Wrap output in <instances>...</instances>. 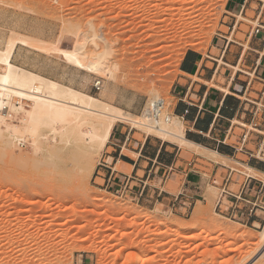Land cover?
I'll return each mask as SVG.
<instances>
[{
  "label": "rangeland",
  "instance_id": "obj_1",
  "mask_svg": "<svg viewBox=\"0 0 264 264\" xmlns=\"http://www.w3.org/2000/svg\"><path fill=\"white\" fill-rule=\"evenodd\" d=\"M228 9L227 0H0V49L15 40L14 64L148 124L151 101L164 98L172 118L163 119L160 127L171 129L179 123L171 94L182 56L195 49L208 59L214 40L228 31ZM254 16L248 14L244 22ZM53 47H79L100 56L114 79L55 55ZM227 62H216L213 83L241 68ZM117 128L134 142L149 136L181 145L183 158L197 159L195 168L208 175L215 162L233 164L215 152L121 120L105 145L90 155L81 143L66 144L39 126L33 128V139L40 151L27 138L0 131V264H227L241 262L253 249L245 264H264V247L255 249L264 219L253 225L220 215L218 189L208 182L205 199H192L191 206L151 203L150 195L157 194L152 191L138 199L101 187V162L132 171L120 161ZM182 183L183 176H170L163 184L169 194L161 197L178 193ZM241 232L248 237H240Z\"/></svg>",
  "mask_w": 264,
  "mask_h": 264
},
{
  "label": "crops",
  "instance_id": "obj_2",
  "mask_svg": "<svg viewBox=\"0 0 264 264\" xmlns=\"http://www.w3.org/2000/svg\"><path fill=\"white\" fill-rule=\"evenodd\" d=\"M227 7L232 14L226 16L229 21L224 26L228 31L220 33L214 40L208 59L195 49L187 50L182 56L180 75L171 95L175 98L173 114L179 118L183 128L182 134L172 137L179 138L184 143H194L223 157L238 159L249 166L254 177L264 181L260 177L264 176V9L259 16L262 7L259 0H227ZM237 13L244 15L245 20L250 13L255 16L244 22L238 21ZM258 24L263 25V30L255 35L252 32ZM232 48H236L235 54L232 53ZM214 50L219 53L213 54ZM220 60H224L226 64L229 61L234 67L241 65L240 69L251 76L239 72L229 73L223 77V82L213 83L218 74L215 65ZM250 79L251 83H247ZM254 103L260 105L255 118ZM186 109H189L187 113ZM233 121L238 125H232ZM243 123L247 127L241 126ZM114 136L119 141L116 146L120 150V161L132 167L131 173L140 178H148L152 186L159 188L165 183L162 178L170 168H174L175 171L170 176H183L180 187L182 191L197 199L205 197V177L201 179L198 174L203 172L195 170L197 159L187 161L183 158L181 145L161 139L156 141L149 136L134 142L133 137L130 139V135L121 134L118 128ZM131 153L136 154L137 158L132 157ZM104 180L105 184L108 182L115 190L116 181L112 182L107 178ZM170 194L164 197L151 195L149 202L165 201L171 204L174 197L173 193ZM253 221L258 223L260 220Z\"/></svg>",
  "mask_w": 264,
  "mask_h": 264
},
{
  "label": "bare ground",
  "instance_id": "obj_3",
  "mask_svg": "<svg viewBox=\"0 0 264 264\" xmlns=\"http://www.w3.org/2000/svg\"><path fill=\"white\" fill-rule=\"evenodd\" d=\"M236 17L238 21L245 19L242 14H237ZM14 41L5 46V49H0L2 69L0 70V131L11 135L13 139L26 140L27 138L32 148L40 151L41 146L33 139L36 135L33 128L39 126L48 129L54 139L60 137L59 141L66 144L81 143L80 147H84L86 154L90 155L93 149L105 145L118 120L148 126L169 137L180 135L182 129L180 120L179 123L174 124V122L175 126L171 129L152 126L121 112L95 96L67 87L14 64L11 60L16 44ZM21 41L29 43L25 39ZM51 51L67 61L114 79L109 65L100 56H89L79 47L72 50L53 47ZM24 101L29 103V107L24 104ZM186 143L202 148L194 143ZM228 230L230 228H225V231ZM238 235L243 238L248 237L245 232ZM261 247H264V225L260 243L255 249H261ZM253 250L248 251L247 254L251 253L246 254L247 256L245 255L241 262L234 263L230 260L227 264L247 263L249 257L255 252Z\"/></svg>",
  "mask_w": 264,
  "mask_h": 264
},
{
  "label": "built area",
  "instance_id": "obj_4",
  "mask_svg": "<svg viewBox=\"0 0 264 264\" xmlns=\"http://www.w3.org/2000/svg\"><path fill=\"white\" fill-rule=\"evenodd\" d=\"M259 1L262 3L259 13L260 16V14H262V10L264 9V0ZM245 4L246 2L244 5ZM262 30L263 25L258 24L255 26L252 33L255 35L260 34ZM238 70L239 71L236 72L251 76L249 73H246L241 69ZM247 83H251V79ZM95 87L100 90L102 87L101 81H97ZM254 105H256V109L253 112L255 118L258 116L260 105L257 103H254ZM167 108L168 106L166 105V100L164 98H155L151 101L145 115L150 119L153 126L160 127L163 119L168 122L172 118V114L167 113ZM188 111L189 109H186L185 113ZM231 124L234 125L236 123L233 121ZM241 126L247 127L244 123L241 124ZM245 137L246 135H244V139ZM227 158L233 161V164L215 162V168L210 175L207 173H198L199 177L201 179L205 177L206 182L218 189V198L216 200L215 209L220 215L235 221L255 225V222L253 221L254 219H259L260 221L264 219V181H259L256 177H254V175H252L249 171V166L247 164L233 157ZM101 169L104 170V173H101ZM195 170L198 172V169L195 168ZM174 171V168H170L169 172L162 178V180L166 182L170 178V174ZM98 175L104 181L103 184L100 185L101 187L113 190L121 195H131L133 198L141 199L143 197H147L151 191V194L157 193L158 197L168 193L164 189L163 184V186L161 185V188L152 186L149 183L148 178L144 179L138 177L134 173L129 174L123 171H118L115 166H112V164L107 161L100 163ZM103 178H107L112 182L116 181L117 187L115 190L109 186L108 182L105 184V180ZM173 197L174 204L181 202L184 206L187 204L191 206L193 202L192 199H195V197L182 190L174 194ZM202 199H205V197H202Z\"/></svg>",
  "mask_w": 264,
  "mask_h": 264
}]
</instances>
